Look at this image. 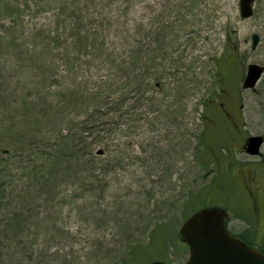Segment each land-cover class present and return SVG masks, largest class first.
Listing matches in <instances>:
<instances>
[{
  "label": "rangeland",
  "instance_id": "rangeland-1",
  "mask_svg": "<svg viewBox=\"0 0 264 264\" xmlns=\"http://www.w3.org/2000/svg\"><path fill=\"white\" fill-rule=\"evenodd\" d=\"M238 3L239 0H145L137 2L134 13H130L136 23L140 20L151 26L150 40L156 31H168V25H175L180 40L174 58L182 57L172 69L169 89L162 90L159 85L152 105L154 107L158 99H162L164 105L174 101L177 105L174 103L173 108L179 116L174 120L171 109L163 106L162 113L152 114L151 111L148 122H143L136 133L128 130L130 136L118 133L110 136L115 138L112 142H135L137 155L135 161L124 159L122 166L116 168V174L110 176L113 178L110 189L117 195L125 192L128 195L118 200L116 210L115 199L109 194L111 206L104 213L116 211L114 216L118 218L119 228L115 234L113 230L104 231V237L112 248L111 243L123 232L120 228L123 220L129 223L134 220L135 232L130 239L134 240L135 262L144 258L147 262L157 259L166 264L185 261L188 249L177 240V231L186 217L180 204L187 198L195 202V208L211 203L225 208L228 230L264 248V144L258 157H249L242 149L249 136L264 137V75L254 90L241 88L248 64L264 69V0H254V15L248 20L240 19ZM253 33L260 38L255 50L250 48ZM157 54L154 52L156 57ZM6 56H0V159L7 156V150L19 145L20 141L12 135L16 137L21 131L25 109L29 107L26 99L37 105L36 116L46 128L51 129L56 121V105L53 104L56 89L50 84L51 77L40 89L37 86L43 85L38 81L29 83L33 73L37 74V65H29L30 74L25 69H22L24 74H20L21 68L16 67L19 62ZM153 63L156 66L163 61L159 57ZM184 73L190 80L185 79ZM21 82L26 90L32 91L31 97L25 99L21 87L15 85ZM161 82L166 87V80ZM14 87L17 89L11 94ZM37 89H40L39 94ZM40 138L44 143L51 142V132L41 129ZM95 153L102 157L106 151L96 150ZM112 156V152L106 153L107 159ZM191 166L192 171H189ZM11 172L15 178H0V207H6L25 185L26 180L20 179L22 169L14 167ZM63 189L57 199L63 196L68 200L73 187L66 184ZM165 190L167 194H163ZM170 192L174 193V198H169ZM145 193L150 200H144ZM45 200L48 202L41 194L37 201L42 209L46 208ZM170 201L180 206L178 211L173 212L176 209L170 207ZM83 203V199H77L75 203L57 206L55 227L58 230L55 238L46 244H42V235L35 239L25 234L19 237L13 230H3L0 226V264H90L92 229L83 220L84 212L78 213L76 209ZM41 211L42 217L45 212ZM132 212L139 216L131 217ZM152 218L156 220L147 221ZM98 233L102 236L101 231ZM21 243L26 246L22 248Z\"/></svg>",
  "mask_w": 264,
  "mask_h": 264
},
{
  "label": "trees",
  "instance_id": "trees-1",
  "mask_svg": "<svg viewBox=\"0 0 264 264\" xmlns=\"http://www.w3.org/2000/svg\"><path fill=\"white\" fill-rule=\"evenodd\" d=\"M144 1L0 0V23L7 24H0V56L14 57L19 62L15 63L17 68H21L18 71L20 74H24L22 69L30 74L29 65L34 63L38 66L37 74L33 73L29 83L36 80L43 85H36L41 89L46 79L51 77L50 84L56 89V106L53 105L56 121L48 129L36 116L37 105L26 99L33 95L32 91L26 90L23 82L15 84L21 87L29 107L25 109L21 131L16 133V137L12 135L20 141L18 147L7 150V156L0 159V178H15L11 171L17 167L22 169L20 179L26 181L23 189L12 196L7 206L0 207V226L3 230H13L19 237L25 234L34 239L42 235V244L49 243L58 230L55 227L59 213L57 206L85 199L90 213L103 215L99 222L91 221L89 213L83 216L93 233L90 235V264L147 262L145 258L135 262L132 257L134 240L130 237L135 232L132 229L134 220L130 223L123 220L120 227L123 232L111 243L112 248L108 247L110 243L107 244L104 237V231L113 230L115 234L119 228L118 218L114 216L116 211L104 213L111 206L109 194L115 199L116 210L118 200L128 195L127 192L117 195L110 189L113 180L110 176L116 174V168L122 166L124 159L135 161L137 155L135 142H112L115 138L110 136L117 133L130 136L128 130L136 133L141 126L142 122L136 126L138 121L144 119L148 122L149 113L162 104V99H158L152 107L158 86L161 85L162 90L169 87L172 69L182 58H174L177 41L180 40L175 25H168V31H156L150 40L151 26L140 20L136 23L135 17L130 16L136 3ZM156 51L157 57L154 55ZM159 57L163 63L155 66L153 62ZM220 74L223 75V71ZM183 75L190 80L186 73ZM162 79L166 80V87ZM16 89H11V94ZM40 89H37V94ZM174 103L177 105L174 101L163 105L171 109L175 120L179 115L173 108ZM102 116H105V121H102ZM88 123H100L101 129L78 130L79 125ZM122 125L126 127L124 130ZM44 128L51 132V142L47 140L44 143L40 138V130ZM64 131L68 133L67 140L61 136ZM57 135L58 140L55 141ZM79 141L83 144L79 145ZM96 150L112 152L113 156L111 159L104 155L98 157ZM82 166L86 167L84 176L80 175ZM189 171H192V166ZM66 184L73 187V193L68 200L63 196L57 199L65 191L62 187ZM41 194L51 202L45 200L44 209L37 204ZM175 201H170V207L175 206L176 209L173 212L183 206L182 214L187 215L189 210L197 208L193 207L195 202L192 199L182 200L179 207L174 204ZM41 210L45 212L42 217ZM77 211L83 213L82 209ZM150 214L146 215V219ZM136 215L131 213L133 218L139 216ZM155 220L147 221L152 223ZM238 237L244 240L242 236ZM21 244L22 248L26 246V243ZM260 250L264 253V249ZM143 256L144 253H141L140 257Z\"/></svg>",
  "mask_w": 264,
  "mask_h": 264
},
{
  "label": "water",
  "instance_id": "water-1",
  "mask_svg": "<svg viewBox=\"0 0 264 264\" xmlns=\"http://www.w3.org/2000/svg\"><path fill=\"white\" fill-rule=\"evenodd\" d=\"M252 0H240L238 5L241 19L253 14ZM251 48L255 49L259 37L251 36ZM262 73V68L248 65L242 88H254ZM262 144L259 136L250 137L246 143V153L258 154ZM226 211L220 207L202 208L188 216L178 230V239L188 247V256L183 264H264V255L247 247L243 242L230 236L224 225ZM148 264H164L159 261Z\"/></svg>",
  "mask_w": 264,
  "mask_h": 264
},
{
  "label": "bare ground",
  "instance_id": "bare-ground-1",
  "mask_svg": "<svg viewBox=\"0 0 264 264\" xmlns=\"http://www.w3.org/2000/svg\"><path fill=\"white\" fill-rule=\"evenodd\" d=\"M56 97V95L54 96V98ZM55 102H56V100L54 99V103L53 104H55ZM164 105H163V103L159 106V107H156V109L155 110H152V114H156L160 109H164V107H163ZM142 109H143V107H142ZM142 120V123L145 121L144 119H141ZM141 123V124H142ZM89 129H101V126H100V123H88V124H81V125H79L78 126V130L79 131H83V132H85V131H88ZM122 130H124V129H122ZM61 136L62 137H64V139L65 140H67L68 139V133L66 132V131H64V132H62L61 133ZM54 140L56 141V140H58V135L54 138ZM106 156V154L104 155V157ZM105 162V161H104ZM106 162H108V160L106 161ZM85 166H82V168H81V170H80V175L81 176H84V175H86V172L84 171L85 170ZM170 189H172V187H170ZM170 191H172V190H170ZM168 193V191H164L163 192V194H167ZM174 195V193L173 192H170L169 193V198H174V197H172ZM143 196H144V200H149V195L147 194V193H145V194H143ZM145 196H147V197H145ZM87 198V197H86ZM84 201V203L82 204V205H80V206H78V208H76L77 210H79V209H82V211L86 214V213H89V214H91L90 216H89V218L91 219V221H93V222H95V221H101L102 220V216H99V214L98 213H90V211H89V208H88V206H89V204H88V202L84 199L83 200ZM133 201V200H132ZM131 202V201H130ZM130 206V205H129ZM130 208H131V206H130Z\"/></svg>",
  "mask_w": 264,
  "mask_h": 264
}]
</instances>
